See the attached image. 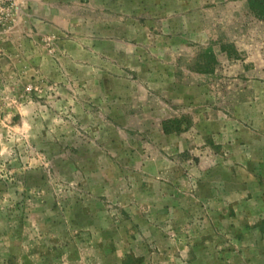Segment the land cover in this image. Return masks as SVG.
<instances>
[{"label": "rangeland", "instance_id": "rangeland-1", "mask_svg": "<svg viewBox=\"0 0 264 264\" xmlns=\"http://www.w3.org/2000/svg\"><path fill=\"white\" fill-rule=\"evenodd\" d=\"M16 3L0 264H264V0Z\"/></svg>", "mask_w": 264, "mask_h": 264}, {"label": "built area", "instance_id": "built-area-1", "mask_svg": "<svg viewBox=\"0 0 264 264\" xmlns=\"http://www.w3.org/2000/svg\"><path fill=\"white\" fill-rule=\"evenodd\" d=\"M16 9V0H0V27H3L12 19Z\"/></svg>", "mask_w": 264, "mask_h": 264}, {"label": "crops", "instance_id": "crops-1", "mask_svg": "<svg viewBox=\"0 0 264 264\" xmlns=\"http://www.w3.org/2000/svg\"><path fill=\"white\" fill-rule=\"evenodd\" d=\"M31 4V7L33 8V11H32V13L30 14L31 15V19H32V22L33 23H35L34 25L35 26H37V28H38V25H36V24H41V23H44L43 22V20H44V18L43 17H41V16H39L38 15V12H34V6H36L35 5V3L34 2H31L30 3ZM48 21V20H47ZM39 30H37V32H38ZM245 210V209H244ZM249 212H251V209L249 210ZM249 223L251 224L252 222L251 221H249ZM251 253H252V250H251ZM251 261H252V256H251ZM251 264V263H250Z\"/></svg>", "mask_w": 264, "mask_h": 264}, {"label": "trees", "instance_id": "trees-1", "mask_svg": "<svg viewBox=\"0 0 264 264\" xmlns=\"http://www.w3.org/2000/svg\"><path fill=\"white\" fill-rule=\"evenodd\" d=\"M250 2H252V4H258L259 7L262 6L261 0H250Z\"/></svg>", "mask_w": 264, "mask_h": 264}]
</instances>
